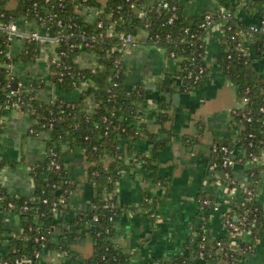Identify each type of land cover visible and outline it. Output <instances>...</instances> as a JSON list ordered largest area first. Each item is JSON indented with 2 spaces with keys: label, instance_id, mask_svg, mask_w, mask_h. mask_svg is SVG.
Wrapping results in <instances>:
<instances>
[{
  "label": "trees",
  "instance_id": "1",
  "mask_svg": "<svg viewBox=\"0 0 264 264\" xmlns=\"http://www.w3.org/2000/svg\"><path fill=\"white\" fill-rule=\"evenodd\" d=\"M8 1L0 0V23L25 19L45 27L48 33L47 38L23 34L25 47L13 56L12 40L0 26V139L4 128L2 110L14 106L32 117L29 133H47L48 138L46 157L31 167L35 185L32 195H11L0 180V212L14 211L20 213L24 220L23 230L8 238L0 225V242L8 241L7 250L0 251V264H37L47 248L66 252L70 257L65 264L125 262L127 256L115 243L114 235L116 221L126 208L118 204L114 190L121 175L131 171L155 183L161 182L156 150L165 141L158 140L151 153L134 149L133 142L138 138L157 140V136L142 119L140 108L148 104L144 84L128 87L125 83L127 68L124 54L127 45L122 35L131 33L139 42L161 46L167 55L174 52L182 59L178 71L179 89L192 91L209 78L206 35L210 25L201 26L208 13L214 14L215 22L223 21L227 50L218 56V61L234 85L240 102L232 110L238 132L213 141L209 159V166L214 165L212 179L224 182L230 189L236 186L234 165L224 164L229 156L235 163L242 162L247 166L253 184L222 211L223 236L212 237L202 221L195 228L199 237L193 250L175 256H154L149 264H214L220 259L225 264H247L248 253L264 239V201L258 199L256 191L264 169V71L256 66L245 38L250 34L258 37L263 54L264 28L240 23L234 7H229L230 15L207 9L187 16L180 0H167L169 6L164 5L165 0H16L14 7H7ZM219 1L221 4L227 2ZM255 5L264 17V0H257ZM87 8L98 10L93 19L85 18L83 13L88 11ZM101 21L103 24L99 25ZM111 24L114 28L109 33ZM51 41L57 44L55 52L52 51L48 58L47 79L25 81L12 73L9 64L17 61L35 63L42 49ZM88 52L97 54L95 67L83 66L78 61L80 54ZM201 67L203 71H200ZM46 82L64 91L85 86L79 99L68 100L59 96L46 101L37 95V89ZM156 101L154 112L163 131L171 114L164 96H159ZM193 139L190 135L183 136L187 146ZM122 141L128 142L124 148ZM65 146L84 150L90 162L87 179L95 191L92 208L79 211L75 220L70 222L79 225L96 219L91 232L93 250L83 258L73 256L66 246L69 229L62 223L77 188V181L70 176L63 159ZM224 146L230 151L226 152ZM51 150L54 154L50 153ZM55 162L60 166L55 167ZM15 163L0 157V169ZM154 198V194L147 193L143 205L151 207V202L156 201V198L152 200ZM197 199L204 211L203 216H208L218 202L215 195L207 190L201 191ZM54 203L57 212L53 209ZM58 225L62 232L59 240L54 242L52 235ZM246 232L250 234L247 241L243 240ZM203 234H206L205 239ZM201 252L203 258L200 257Z\"/></svg>",
  "mask_w": 264,
  "mask_h": 264
},
{
  "label": "crops",
  "instance_id": "2",
  "mask_svg": "<svg viewBox=\"0 0 264 264\" xmlns=\"http://www.w3.org/2000/svg\"><path fill=\"white\" fill-rule=\"evenodd\" d=\"M256 1L227 0L226 4H221L219 0H180L187 16L200 14L207 9L216 12L221 6L227 9L234 7V14L240 23L257 24L264 28V17L256 7ZM15 4L16 0H9L6 6L14 7ZM83 14L89 20L95 17L91 10H84ZM17 23L22 35H16L11 42L13 56L18 55L25 47L23 34H29L33 30H38L42 35L47 33L45 27L25 19H20ZM224 33L223 21L209 29L206 35L209 78L200 88L192 91L179 89L181 80L178 71L182 59L167 55L161 46L139 42L124 54L127 68L125 83L128 87L144 84L148 104L142 106L140 111L148 129L157 136V140L138 138L133 142L134 149L151 153L158 140L165 143L156 150L159 155L158 173L162 178L161 182L155 183L140 173L131 171L121 175L116 184L115 198L120 206L126 208L116 221L114 235L115 243L127 256L123 264H149L154 256H175L192 250L196 244L195 228L202 221L212 237L223 236L225 229L221 210L230 207L253 184L247 166L242 162L234 165L237 184L232 189L220 180L214 181L209 166L213 141L216 138L234 136L238 132L232 110L240 102L234 85L218 61V56L227 50ZM245 43L251 56L255 58L256 66L264 71V52L261 53L259 38L250 34L246 36ZM44 48L46 54L42 55L41 51V58L35 63H12L13 72L25 81L47 79L48 58L55 44L51 42ZM97 59V54L93 52L78 57L83 66H95ZM84 86L85 84L72 91H64L46 82L37 89V95L46 101L59 96L76 100L80 98ZM168 93L170 97L167 98ZM159 96H164L171 114L163 131L154 112L157 102L154 100ZM2 120L4 128L0 139V157L16 163L4 165L0 169L1 183L11 195H32L35 185L31 167L46 157L48 134L29 133L32 117L15 107H5L2 110ZM184 135L194 138L189 146L184 143ZM127 144L128 142L122 141L121 145L124 148ZM62 155L70 176L77 181L71 208L63 215L62 223L69 229L66 246L73 256L83 258L93 250L91 232L95 221L89 219L79 225H72L70 222L75 220L79 211H89L92 208L95 191L87 179L90 162L81 148L75 150L65 146ZM256 187L258 199L264 201V169ZM203 190L210 191L220 202V210H212L208 216H203L204 211L197 199ZM147 193L154 194L156 201L159 199L151 202V207L143 205ZM0 225L6 238L16 235L23 230V216L14 211H1ZM61 232L62 228L58 225L52 235L54 242L59 240ZM7 248L8 241L5 239L0 242V251L5 252ZM69 257L66 252L47 248L40 255L37 264H65ZM246 262L264 264V239L247 255Z\"/></svg>",
  "mask_w": 264,
  "mask_h": 264
},
{
  "label": "built area",
  "instance_id": "3",
  "mask_svg": "<svg viewBox=\"0 0 264 264\" xmlns=\"http://www.w3.org/2000/svg\"><path fill=\"white\" fill-rule=\"evenodd\" d=\"M164 5L165 6H169L170 5V3L167 1V0H165L164 1ZM173 8H175V6H173ZM87 10H91L95 15L98 13V10L97 9H95V8H87ZM220 11H222L223 12V14H229L230 15V11H229V9H227L225 6H221V8H220ZM206 19L201 23V26H207V25H210V28L213 26V25H215L216 23H219V22H215V19H214V14L213 13H208V14H206ZM173 20V17H171L170 18V21H172ZM103 24V21H101L100 22V24L99 25H102ZM0 26H1V28H3L4 30H6L7 31V34H8V39L9 40H14V38L16 37V35H22V32H20V28H19V26H18V23L16 22V21H12V22H2V23H0ZM113 24H111V25H109V28H108V32L109 33H112V31H113ZM48 33V32H47ZM47 33L45 34V35H42L38 30H33V31H31L29 34H32L33 36H35L36 38H47ZM235 37V36H234ZM92 38H93V36H92ZM122 38H123V40H124V42L126 43V45H127V47H126V51L128 50V49H130V47H132V46H136L138 43H139V41H137V39H136V37L133 35V34H131V33H128V34H123L122 35ZM52 43H54L55 44V47H56V44H57V42L56 41H51ZM125 51V52H126ZM55 52V48H54V50H53V53ZM56 56V58L58 57V54L57 55H55ZM169 56H171V57H177L176 55H175V53L174 52H171L170 53V55ZM97 64H98V62H97ZM96 64V65H97ZM95 65V66H96ZM9 66L11 67V70H12V64H9ZM95 66H92V67H95ZM200 71H203V67H201L200 68ZM12 73H14L13 72V70H12ZM20 84H22V83H20ZM154 102H156V100H154ZM15 108H17L18 109V106H14ZM224 150L226 151V152H229L230 150H229V148L228 147H226V146H224ZM50 153L51 154H54V151L53 150H51L50 151ZM224 164L225 165H235L236 163L234 162V160L231 158V157H229V156H227L226 158H225V160H224ZM54 166L55 167H59L60 166V164L59 163H54ZM210 168L211 169H213L214 168V165H211L210 166ZM248 189V188H247ZM246 189V190H247ZM206 202H209V200H206ZM53 209L54 210H56V212L58 211V209H57V205H56V203H54V207H53ZM213 210L214 211H218V210H220V202L218 201L217 202V204L214 206V208H213ZM221 211H223V210H221ZM221 215H222V212H221ZM94 220H96V219H94ZM227 222H229V224L230 225H233V222L232 221H230V219H227ZM47 233H50V230H47ZM196 241H197V238L199 237V234H198V232L196 231ZM202 237H203V239H205L206 238V234H203L202 235ZM250 239V234H249V232H246L245 234H244V236H243V240H245V241H247V240H249ZM196 241H195V243H196ZM219 245H221V241H218L217 242ZM196 246V245H195ZM193 250V249H192ZM250 253V252H249ZM248 253V254H249ZM200 257L201 258H203V253L201 252L200 253ZM214 264H225V261H223V260H216V261H214L213 262Z\"/></svg>",
  "mask_w": 264,
  "mask_h": 264
},
{
  "label": "rangeland",
  "instance_id": "4",
  "mask_svg": "<svg viewBox=\"0 0 264 264\" xmlns=\"http://www.w3.org/2000/svg\"><path fill=\"white\" fill-rule=\"evenodd\" d=\"M45 54H46V49L43 48V50H42V55H45ZM83 54H84V53H82V54H80V55H83ZM80 55H79V56H80ZM85 55H86V54H85ZM40 58H41V57H40ZM40 58H39V59H40Z\"/></svg>",
  "mask_w": 264,
  "mask_h": 264
},
{
  "label": "water",
  "instance_id": "5",
  "mask_svg": "<svg viewBox=\"0 0 264 264\" xmlns=\"http://www.w3.org/2000/svg\"><path fill=\"white\" fill-rule=\"evenodd\" d=\"M15 85V84H14ZM170 97V93L167 94V98Z\"/></svg>",
  "mask_w": 264,
  "mask_h": 264
}]
</instances>
